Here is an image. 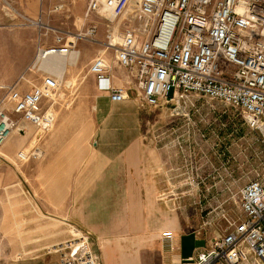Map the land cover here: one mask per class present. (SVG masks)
<instances>
[{
    "label": "rangeland",
    "instance_id": "rangeland-1",
    "mask_svg": "<svg viewBox=\"0 0 264 264\" xmlns=\"http://www.w3.org/2000/svg\"><path fill=\"white\" fill-rule=\"evenodd\" d=\"M87 2L0 0V98L6 91L2 85L11 84L20 76L32 83L40 82L39 72H33L30 66L38 45L53 43L55 34L62 33L73 41L72 50L77 54L76 58L64 57L61 72L42 64L46 71L60 77V89L54 96L53 126L42 131L31 123L20 122V130H12L2 141L8 142L15 153L36 148L39 151L25 161L9 159L12 165L0 160V264H58L63 248L85 237L87 246L98 254L102 264H147L150 260L143 257L144 247L152 237L146 234L161 222L146 216L160 208L169 212L163 223L171 227L179 222L185 231L198 232L209 244L223 233V216L239 214L240 189L257 174H264V144L245 118L233 108L194 93L177 101L161 100L157 106L143 104L136 95L138 109L122 108L121 119L101 123L102 117L95 113L98 92L87 68L97 53L104 50V58H109L112 51L104 46L107 21L96 14L84 17ZM91 22L97 23L96 40H76L74 36L84 33ZM113 74L120 78L122 71L115 67ZM21 81L25 89L29 87ZM80 132L100 139V149L107 157L103 173L97 174L98 187L84 198L58 208L34 200L35 184L31 178L35 173L32 169L24 172L22 167L44 159L51 137L54 146L55 142L59 145ZM165 145L176 152L166 176L161 172L159 157ZM151 180L158 186L145 189ZM136 191L143 193L146 205L119 204L122 197L134 196ZM176 193L202 194L205 201L196 205H166L167 198ZM3 218L9 222L12 233L19 232L21 238L14 234L4 236ZM15 220L22 221L19 229ZM45 225L51 228L46 230ZM116 241L123 242L127 249L124 253L116 252L114 257L108 248L110 242ZM108 256H113L114 262Z\"/></svg>",
    "mask_w": 264,
    "mask_h": 264
},
{
    "label": "built area",
    "instance_id": "built-area-1",
    "mask_svg": "<svg viewBox=\"0 0 264 264\" xmlns=\"http://www.w3.org/2000/svg\"><path fill=\"white\" fill-rule=\"evenodd\" d=\"M93 14L107 21L104 46L112 51L113 64L99 55L89 70L110 102H124L131 90L147 106L194 93L238 111L264 144V0H88L84 16ZM96 32L97 23L91 22L74 37L95 41ZM72 48L73 41L55 34L53 43L38 45L30 66L39 72V83L20 76L2 85L0 143L20 130V122L42 131L53 126L60 77L42 64L70 56ZM111 64L124 70L125 84L114 83ZM38 151L18 152V160ZM238 202L237 217L223 216V233L185 264H264V174L240 189ZM162 236L171 239L172 232ZM77 239L63 248L58 264H102L86 237ZM78 243L84 246L74 251Z\"/></svg>",
    "mask_w": 264,
    "mask_h": 264
},
{
    "label": "crops",
    "instance_id": "crops-1",
    "mask_svg": "<svg viewBox=\"0 0 264 264\" xmlns=\"http://www.w3.org/2000/svg\"><path fill=\"white\" fill-rule=\"evenodd\" d=\"M103 51L97 53L92 58L87 68L88 73L92 74L89 70L90 65L95 57L101 54L103 55ZM105 59L108 63L113 64V53H111V57H106ZM65 62V60L59 61L57 59H54L52 61L50 60V63H46L45 66L51 68L52 70H54V67H56V69H59V71L61 72L62 70L57 66L63 65ZM114 68V65H112V72ZM118 70L119 72L122 71V76H120V78L114 76V83L117 85L125 84L127 78L125 75L123 76L124 70L120 68H118ZM93 81L94 87L96 88L95 77ZM97 92L98 93L95 97V113L97 117H102L101 123L106 122L107 119H121L123 115L120 113V109L122 108H130L135 110L139 108L138 101L137 98H135L133 90L130 91V97L121 103H112L108 99L106 93L100 92L99 90H97ZM83 135V132L77 134L74 133L70 136V138H68L67 140L65 139L64 142L59 145H56L55 142L54 146L51 143V141H53V137H51L50 146L45 148L46 154L44 159H42L36 165H24L22 167L24 172H28L30 169H32V171L35 173V175L31 178V181L36 185V187L34 185L33 188L34 200L44 205L58 208L59 206L73 202L78 198H84L86 194H88V192L98 187V178L100 176H97V174L103 173V165L107 161V157L100 149V139H97L95 136ZM57 136H59V134ZM92 138L94 139L90 144V140ZM2 143L3 142L0 143V160L2 159L3 162L7 163L8 165H12V162H10L9 159L19 161L17 158V153L20 150L15 153V150L10 149L8 142L3 144ZM150 153L152 155V152ZM175 154L176 152L169 149L167 145L164 146V149H161V154L159 156L161 164L160 168L163 174L166 173L165 176L168 175L167 169L173 163V157L175 156ZM150 161V167L152 169V164L154 162L151 156ZM13 167L14 166H12L11 168L14 169ZM15 171L17 173H20V170L18 168H15ZM151 172H153V169L151 170ZM157 186V182L151 180V182H148V184H146L145 189H153ZM164 186V182H160V187L163 188ZM133 188L142 190L143 186H133ZM166 189H168V186H166ZM203 201H205V196L202 194L193 193L187 196H179V194L176 193L174 197L167 198L165 204L196 205L200 204V202ZM119 204L129 206L138 204L146 205V202L144 200L143 193H137L136 191L134 192V196L122 197L119 200ZM168 213V210H161L160 208L155 213L150 211L148 213L149 216H146L150 219L156 217V219H159L161 222L158 227H155L153 231L149 230L146 234L152 237L151 240L145 242L146 246L144 247L145 252L143 257H147V259L150 260V262H148L147 264H185L188 262H192L195 259L196 255L199 252L203 251L208 245V241L202 235L200 236V234L196 231H185L179 222L175 223L171 227L168 226V223H163L162 221L166 220V218L168 217ZM127 214L128 212H126L125 215ZM177 215L179 220L180 214ZM157 216H159V218ZM197 217H199L200 219V211L197 212ZM14 222L16 228L19 229L22 221L19 222L15 220ZM198 222H200V220ZM202 226L203 225H200V228H202ZM1 227L4 229V236L5 234L7 236H12L14 234L12 233V230H10L9 222L6 220V218L2 219ZM43 228L49 230L51 226L45 225ZM166 230H170L172 232L171 239H166L162 236V233ZM14 235H16L18 238H21L19 232L15 233ZM128 235L131 234L128 233ZM122 243L123 242L121 241L110 242L108 250L111 249V251H113L114 257H116L115 255H117L116 252L124 253V251H126V245H123ZM101 246H103V244H101ZM108 258L112 259L113 256H108ZM114 260L115 258H113L111 262H114ZM152 261H154V263ZM122 264L127 263L123 262Z\"/></svg>",
    "mask_w": 264,
    "mask_h": 264
},
{
    "label": "bare ground",
    "instance_id": "bare-ground-1",
    "mask_svg": "<svg viewBox=\"0 0 264 264\" xmlns=\"http://www.w3.org/2000/svg\"><path fill=\"white\" fill-rule=\"evenodd\" d=\"M103 15V14H102ZM114 31H116V27H114ZM71 57L73 56L74 58H76V56H77V54L76 53H72V55H70ZM66 58H68V57H66ZM53 60V59H57V60H65L64 59V57H62V56H60V57H57V56H54V57H50V58H48V59H46V60H44V62L43 63H50V60ZM71 61V60H70ZM72 62V61H71ZM62 63V62H61ZM77 63V61L74 63L73 62V64H76ZM58 65V64H57ZM64 65H65V63L63 64V65H58L59 67H60V69L61 70H63V68H64ZM54 69H56V67H54ZM54 73V72H53ZM55 74V73H54ZM56 75V74H55ZM84 246V244L83 243H78L76 246H75V249H74V251H76V250H79V249H81L82 247Z\"/></svg>",
    "mask_w": 264,
    "mask_h": 264
}]
</instances>
